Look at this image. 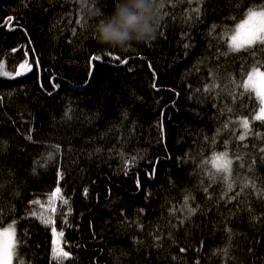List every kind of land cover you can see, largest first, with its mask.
<instances>
[{"label":"trees","instance_id":"obj_1","mask_svg":"<svg viewBox=\"0 0 264 264\" xmlns=\"http://www.w3.org/2000/svg\"><path fill=\"white\" fill-rule=\"evenodd\" d=\"M116 3L0 0L10 264H264V121L245 85L264 43L228 44L264 0H158L155 39L125 51L92 35Z\"/></svg>","mask_w":264,"mask_h":264},{"label":"clouds","instance_id":"obj_2","mask_svg":"<svg viewBox=\"0 0 264 264\" xmlns=\"http://www.w3.org/2000/svg\"><path fill=\"white\" fill-rule=\"evenodd\" d=\"M158 7V0H117L110 13L93 11V17L100 16L92 28L93 38L98 45L118 51L150 43L159 23Z\"/></svg>","mask_w":264,"mask_h":264},{"label":"rangeland","instance_id":"obj_3","mask_svg":"<svg viewBox=\"0 0 264 264\" xmlns=\"http://www.w3.org/2000/svg\"><path fill=\"white\" fill-rule=\"evenodd\" d=\"M253 12L257 13V15L254 17H251L250 19V15ZM260 12H264V10L250 12L242 21H240L239 23H237L236 26H234L233 31L229 35V38H228V44L231 50L236 51V50H240L248 46H251L253 44L260 43L259 40H257L256 42L252 44L247 43L249 33L252 31L253 28L257 27L260 23V17H259ZM241 25H243V27H241ZM29 69L31 71L32 66L28 64L27 65L23 64L20 68H18L17 74L19 72H24V71L27 72ZM254 71H257V69L251 70L248 76L252 74ZM4 75L8 76V74L5 72H4ZM248 76L246 78L245 85L250 91L253 92V94L256 96V98L258 99L260 103V108L258 112L255 114L254 120H260V119H256V116L260 114L261 108H264V100L260 98L257 91L255 90L259 86V80L258 78H254L252 81H249ZM261 121H264V120H261ZM223 163H224V160L214 159V164L216 165H223ZM53 197H56V193L53 194ZM41 207L45 210L48 208V205L44 204V205H41ZM14 245H15L14 228L11 227V228L0 230V264H10L11 263ZM52 245H53L52 246L53 255L63 256L65 252L62 248V237H61V234L56 232L55 230L52 231Z\"/></svg>","mask_w":264,"mask_h":264},{"label":"snow or ice","instance_id":"obj_4","mask_svg":"<svg viewBox=\"0 0 264 264\" xmlns=\"http://www.w3.org/2000/svg\"><path fill=\"white\" fill-rule=\"evenodd\" d=\"M256 15L257 13L255 12L251 13L250 19L251 17H254ZM259 17H260L259 25L253 28L252 31L249 33V37L247 40L248 44H252L256 42L257 40H259L260 43H264V12H260ZM8 19L11 20L12 18H8ZM241 27H243V25H241ZM254 78H258L259 80V86L255 90L257 91L260 98L264 100V72H260L257 70L248 76L249 81H252ZM256 119L264 120V108H261L260 114L256 116ZM244 126L245 127L248 126L247 121L244 122ZM216 159L224 160L223 165H215L217 167V170L227 171L228 166L230 165L231 162L225 160L224 156L217 157ZM63 255L66 256L67 253H64Z\"/></svg>","mask_w":264,"mask_h":264},{"label":"water","instance_id":"obj_5","mask_svg":"<svg viewBox=\"0 0 264 264\" xmlns=\"http://www.w3.org/2000/svg\"><path fill=\"white\" fill-rule=\"evenodd\" d=\"M29 71H30V69L27 72H29Z\"/></svg>","mask_w":264,"mask_h":264}]
</instances>
